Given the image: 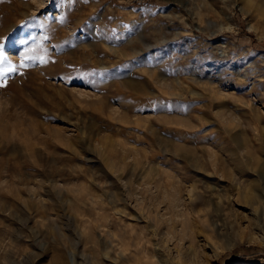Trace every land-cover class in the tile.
I'll return each mask as SVG.
<instances>
[{"label": "rangeland", "instance_id": "rangeland-1", "mask_svg": "<svg viewBox=\"0 0 264 264\" xmlns=\"http://www.w3.org/2000/svg\"><path fill=\"white\" fill-rule=\"evenodd\" d=\"M248 1L0 0V264H264Z\"/></svg>", "mask_w": 264, "mask_h": 264}, {"label": "bare ground", "instance_id": "bare-ground-1", "mask_svg": "<svg viewBox=\"0 0 264 264\" xmlns=\"http://www.w3.org/2000/svg\"><path fill=\"white\" fill-rule=\"evenodd\" d=\"M246 2H250V1H248V0H246ZM259 8H261V4H259L258 5V9ZM251 27V26H250ZM67 227V226H66ZM87 234V233H86ZM81 235H84V234H81ZM87 235L85 236V238L84 239H86L85 241H87ZM92 242H95V243H97L96 241H92ZM86 243H88V242H86ZM85 243V244H86ZM89 243H91V242H89ZM94 244V243H93ZM98 244V246H100V244L99 243H97ZM97 244H96V246H97ZM95 245V244H94ZM85 247V246H84ZM94 247V246H93ZM95 248V247H94ZM97 248V247H96ZM98 249V248H97ZM96 250V249H95ZM101 250V246H100V248L98 249V251H100ZM107 250V249H106ZM106 255V254H105ZM70 256V255H69ZM72 258V257H71ZM71 258H69V259H71ZM99 258H101V256L99 257ZM74 259V258H73ZM91 259V258H90ZM69 262V264H79V263H77V261L74 259L73 261L71 260V263H70V260L68 261Z\"/></svg>", "mask_w": 264, "mask_h": 264}, {"label": "snow or ice", "instance_id": "snow-or-ice-1", "mask_svg": "<svg viewBox=\"0 0 264 264\" xmlns=\"http://www.w3.org/2000/svg\"><path fill=\"white\" fill-rule=\"evenodd\" d=\"M4 59V56H3V52L2 51H0V60H3ZM14 69L13 68H8V69H4V70H2V71H13Z\"/></svg>", "mask_w": 264, "mask_h": 264}]
</instances>
